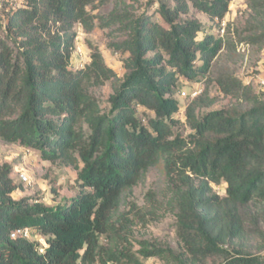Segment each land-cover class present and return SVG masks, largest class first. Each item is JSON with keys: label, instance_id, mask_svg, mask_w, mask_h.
<instances>
[{"label": "trees", "instance_id": "1", "mask_svg": "<svg viewBox=\"0 0 264 264\" xmlns=\"http://www.w3.org/2000/svg\"><path fill=\"white\" fill-rule=\"evenodd\" d=\"M96 1L116 3L103 18L104 26L119 25L124 33L110 45L127 54L122 77L97 48L84 67L71 65L74 25L93 30L89 7ZM172 1H148L159 2L166 25L151 13L130 11L128 0H25L9 15L0 34V138L71 165L82 190L55 206L16 199L13 167L0 163V264H146L150 257L170 264L209 258L264 264V254L226 247L242 233L240 205L253 195L264 199V91L232 73L218 75L221 89L240 101L199 113L203 93L186 109L191 132L179 134L178 79L202 81L229 44L182 14L191 2L223 18L232 0ZM248 1L264 14V0ZM249 42L264 46V26ZM108 82L104 107L95 90ZM139 106L153 115L143 118ZM155 168L167 182L180 251L148 240L138 250L129 247L134 221L124 205ZM223 183L221 196L214 185ZM24 227L47 237L44 251L38 241L11 236Z\"/></svg>", "mask_w": 264, "mask_h": 264}, {"label": "rangeland", "instance_id": "2", "mask_svg": "<svg viewBox=\"0 0 264 264\" xmlns=\"http://www.w3.org/2000/svg\"><path fill=\"white\" fill-rule=\"evenodd\" d=\"M24 1L0 0L1 35L4 32L2 27L7 23L9 15L23 7ZM148 1L128 0L127 7H124L136 13H151L159 22L166 25L158 12L159 2L149 6ZM166 1L174 5L172 0ZM115 8V2L96 1L89 7L94 15L93 30L87 32L81 23L74 25L76 36L71 58L74 69H80L88 64L91 61L93 48H97L102 52L107 64L119 76L124 75L123 60L127 54L110 46L114 41L122 39L124 33L119 30V25L104 26L103 17ZM263 15L255 13L250 8L248 0H232L223 18L205 13L189 2V12L182 14V18L198 19L202 22L205 31L220 32L225 35L229 44L213 59L212 72L202 81L186 80L182 77L178 79L174 97L179 101L180 106L175 114L180 121L177 129L179 134L188 136L191 132L186 121V109L203 93L204 99L198 104L199 113L228 107L240 101L221 89L217 77L223 73H232L244 81L264 66V46L249 42V36L255 32L259 33L264 26ZM202 36L199 34V37ZM95 93L104 107L109 106L108 99L112 93L110 82L96 89ZM138 108L143 118L153 115V112L144 107ZM0 163H9L13 167L11 176L18 185V189L13 193L16 199L30 197L31 202L55 206L70 201L82 190L77 170L71 165L45 160L39 151L7 143L1 138ZM21 172H25L30 177L29 183L22 182L19 177ZM226 187V183L214 185L215 191L221 196L226 195ZM169 200L170 194L164 175L158 168L151 170L146 180L134 188L133 194L124 205V209L130 213L134 221L129 247L138 250L141 247L140 241L148 240L177 251L183 250V244L177 233V217ZM239 213L243 223L242 233L232 239L231 243L228 242L226 247L232 252L240 250L246 253L264 254V199L253 195L247 203L240 205ZM31 239L38 241L40 247L47 245V237L37 232L32 233ZM144 261L146 264H170L160 257L145 258ZM217 261L218 258H209L207 264H214Z\"/></svg>", "mask_w": 264, "mask_h": 264}, {"label": "built area", "instance_id": "3", "mask_svg": "<svg viewBox=\"0 0 264 264\" xmlns=\"http://www.w3.org/2000/svg\"><path fill=\"white\" fill-rule=\"evenodd\" d=\"M24 1V0H21ZM245 83L247 84H252L256 87V89H258L259 91H264V66H262L260 68V71L255 73L252 76L247 77L244 80ZM20 179L22 180V182L25 183H29L30 182V177L25 173V172H21L19 174ZM32 233L33 230L30 227H24V228H20V229H16L11 233V236L13 238H17L20 236L26 237V238H30L32 237ZM41 251H44V247H42L40 249Z\"/></svg>", "mask_w": 264, "mask_h": 264}]
</instances>
